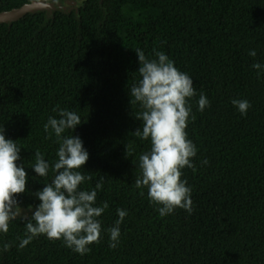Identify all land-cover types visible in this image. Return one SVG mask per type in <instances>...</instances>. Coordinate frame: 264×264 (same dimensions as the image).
<instances>
[{
	"label": "trees",
	"instance_id": "trees-1",
	"mask_svg": "<svg viewBox=\"0 0 264 264\" xmlns=\"http://www.w3.org/2000/svg\"><path fill=\"white\" fill-rule=\"evenodd\" d=\"M30 1L0 0V12ZM75 1L77 8L0 24V128L21 148L17 164L27 184L16 199L26 211L54 176L31 168L36 150L50 165L58 159L44 124L58 117L57 105L81 117L72 135L89 153L81 171L93 177L81 187L105 178L97 194V206L109 205L98 218L101 239L84 255L44 235L21 249L25 222L18 219L0 233V264H264V0ZM137 49L149 59L162 51L194 83L195 120L186 132L197 149L195 171L184 168L181 177L191 188V212L162 217L147 188L135 187L139 155L151 147L134 135L142 128V109L130 102L140 80ZM200 93L210 102L202 112ZM233 99L249 101L246 114ZM117 209L127 216L112 249L107 229ZM3 243L12 244L9 251Z\"/></svg>",
	"mask_w": 264,
	"mask_h": 264
},
{
	"label": "clouds",
	"instance_id": "clouds-1",
	"mask_svg": "<svg viewBox=\"0 0 264 264\" xmlns=\"http://www.w3.org/2000/svg\"><path fill=\"white\" fill-rule=\"evenodd\" d=\"M140 80L130 89L131 104H139L141 112L136 119L142 121L134 135L150 141V150L139 155L140 176L135 179V187L147 188L148 198L157 205L160 216L171 214L181 208L192 210L191 188L187 181L181 179L184 168L195 171L192 159L197 154L194 143L188 138L186 129L192 115L190 99L196 96L192 78L180 71L172 60L162 51L153 49L155 57L149 59L137 49ZM251 57L256 50L249 51ZM254 69L262 65L254 63ZM232 104L240 113L246 114L251 104L248 100L233 99ZM210 102L204 93H200L198 108L202 112ZM58 117H49L43 128L55 134L59 144L56 153L58 159L51 165L45 160L40 150L35 152V163L31 167L39 177H46L51 168L52 180L42 190L35 193L39 205L29 206L25 211L19 205L16 196L25 193L27 172L24 165L17 162L21 159V148L16 141L6 139L4 128H0V233L7 234L11 222H25L24 238L19 248H24L38 236L44 235L49 240H63L66 247L84 255L91 251L89 245L99 243L102 224L98 219L109 205L104 202L97 206V194L102 190L104 177L100 176L95 187L84 189L81 186L93 179L85 175L83 166L89 160V153L82 140L72 132L81 124V117L74 111L53 109ZM51 129V131H49ZM67 130L71 134L63 136ZM131 145L126 146V156L130 154ZM203 163L206 165L207 160ZM140 195H144L141 191ZM118 220L107 229L109 247L115 249L121 235L120 225L127 212L117 209ZM11 243H3L2 251L7 252Z\"/></svg>",
	"mask_w": 264,
	"mask_h": 264
},
{
	"label": "water",
	"instance_id": "water-1",
	"mask_svg": "<svg viewBox=\"0 0 264 264\" xmlns=\"http://www.w3.org/2000/svg\"><path fill=\"white\" fill-rule=\"evenodd\" d=\"M79 5L75 0H65L63 2H46L44 0H31L20 8L12 9L10 11L0 12V24H10L15 22L26 14H33L35 12L51 13L52 11H66L71 7L77 8Z\"/></svg>",
	"mask_w": 264,
	"mask_h": 264
},
{
	"label": "rangeland",
	"instance_id": "rangeland-1",
	"mask_svg": "<svg viewBox=\"0 0 264 264\" xmlns=\"http://www.w3.org/2000/svg\"><path fill=\"white\" fill-rule=\"evenodd\" d=\"M27 211V210H26Z\"/></svg>",
	"mask_w": 264,
	"mask_h": 264
}]
</instances>
